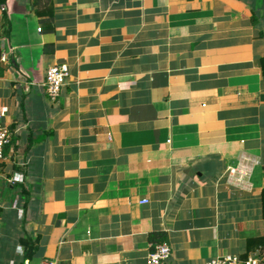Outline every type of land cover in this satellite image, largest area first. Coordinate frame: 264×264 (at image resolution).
<instances>
[{"label": "crops", "instance_id": "1", "mask_svg": "<svg viewBox=\"0 0 264 264\" xmlns=\"http://www.w3.org/2000/svg\"><path fill=\"white\" fill-rule=\"evenodd\" d=\"M38 8L0 2V264H146L160 242L163 264H204L264 248V0ZM61 63L51 100L45 71ZM25 235L38 245L22 262Z\"/></svg>", "mask_w": 264, "mask_h": 264}, {"label": "built area", "instance_id": "2", "mask_svg": "<svg viewBox=\"0 0 264 264\" xmlns=\"http://www.w3.org/2000/svg\"><path fill=\"white\" fill-rule=\"evenodd\" d=\"M39 30V28H38ZM11 50L8 47L2 49L0 54V61L4 63L10 62L9 54ZM69 75L68 67L66 64H53L45 71L43 88L46 95L55 100L60 94L61 87L65 83ZM11 133L8 125L5 122V113L0 111V162L5 159L4 147L9 144ZM234 168L229 169V173L233 174ZM12 183L22 182L23 178L20 174H14ZM145 202V201H142ZM1 206V204H0ZM171 255V247L166 242L156 243L147 255L146 264H163ZM264 261V248L258 247L256 250L250 252L245 257L241 258L237 255L226 254L206 261L204 264H261ZM42 264H53V262L43 261Z\"/></svg>", "mask_w": 264, "mask_h": 264}, {"label": "trees", "instance_id": "3", "mask_svg": "<svg viewBox=\"0 0 264 264\" xmlns=\"http://www.w3.org/2000/svg\"><path fill=\"white\" fill-rule=\"evenodd\" d=\"M41 1L42 0H32V4H33V7H34L36 12L39 9L38 7H39V4H40ZM0 2H2V0H0ZM48 50H49V47H47V46L43 47V51L44 52H46ZM263 74H264V70H263ZM8 128H9V131L11 133V126H8ZM9 143H10V141H9ZM6 146L4 147V151L6 149ZM261 164H262L263 172H264V146H263V152H262V157H261ZM259 196H260V202H261V217H262L263 222H264V188L259 190ZM260 236H261V239L264 240V232ZM20 240L22 241V247H21L22 248L21 249V251H22V255H21L22 260L21 261L24 262L26 260L31 259L33 257V255L36 253L37 245H38V237H30L28 235H25V236H22V238ZM259 247H262V246L260 245ZM241 258H243V257H241ZM261 264H264V263L262 262Z\"/></svg>", "mask_w": 264, "mask_h": 264}]
</instances>
